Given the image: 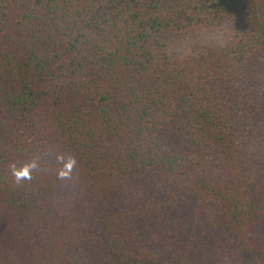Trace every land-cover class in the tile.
Segmentation results:
<instances>
[{"label": "trees", "instance_id": "obj_1", "mask_svg": "<svg viewBox=\"0 0 264 264\" xmlns=\"http://www.w3.org/2000/svg\"><path fill=\"white\" fill-rule=\"evenodd\" d=\"M0 264H264L259 0H0Z\"/></svg>", "mask_w": 264, "mask_h": 264}, {"label": "clouds", "instance_id": "obj_2", "mask_svg": "<svg viewBox=\"0 0 264 264\" xmlns=\"http://www.w3.org/2000/svg\"><path fill=\"white\" fill-rule=\"evenodd\" d=\"M61 162L65 170L60 172V177L64 178L65 176L68 175V172L71 170V168L76 163V161L74 158L69 157L66 161H64L63 158H61ZM36 168H37V163L35 160L23 165L19 169H17L15 165H13V175L15 176L17 182H20L23 179H30V172Z\"/></svg>", "mask_w": 264, "mask_h": 264}, {"label": "rangeland", "instance_id": "obj_3", "mask_svg": "<svg viewBox=\"0 0 264 264\" xmlns=\"http://www.w3.org/2000/svg\"><path fill=\"white\" fill-rule=\"evenodd\" d=\"M170 3L175 2L176 0H167ZM237 1V0H236ZM234 3V2H233ZM259 11L262 17H264V0H259ZM227 32V28L226 26L223 27V29H221L218 32H213V33H209L210 34V38H216V37H220L222 36L224 33L226 34ZM202 36L205 37L206 39L208 38L207 36H204V34L202 33V35H198L197 39Z\"/></svg>", "mask_w": 264, "mask_h": 264}]
</instances>
